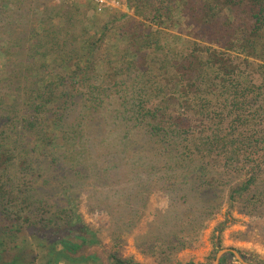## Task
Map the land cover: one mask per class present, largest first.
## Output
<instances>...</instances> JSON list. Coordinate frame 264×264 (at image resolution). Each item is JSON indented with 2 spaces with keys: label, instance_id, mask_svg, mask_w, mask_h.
Segmentation results:
<instances>
[{
  "label": "trees",
  "instance_id": "trees-1",
  "mask_svg": "<svg viewBox=\"0 0 264 264\" xmlns=\"http://www.w3.org/2000/svg\"><path fill=\"white\" fill-rule=\"evenodd\" d=\"M127 2L133 16L105 21L54 0L30 24L19 4L16 18L0 6V264H135L108 252L64 195L84 186L89 208L119 223L114 247L151 194L167 197L134 235L166 264L225 205L264 219V0ZM172 9L190 38L152 62Z\"/></svg>",
  "mask_w": 264,
  "mask_h": 264
},
{
  "label": "rangeland",
  "instance_id": "rangeland-1",
  "mask_svg": "<svg viewBox=\"0 0 264 264\" xmlns=\"http://www.w3.org/2000/svg\"><path fill=\"white\" fill-rule=\"evenodd\" d=\"M55 1L58 3L65 2L64 0ZM78 1L89 5L90 8L81 9L82 6H79V9L83 11L87 10V17L91 19L96 15L102 16L106 21L107 18H104L106 13L115 11L129 13V15L133 16L134 6L130 7L129 10L127 8L129 6L127 0H116L119 3V9L104 10L102 12H97L94 6L87 1ZM2 2L7 3L5 9L13 18H16L17 16L11 12V10H15L13 3L15 2L19 4V6L24 10V13H27L26 18L28 19L29 24L32 23L35 18L38 19L40 14H42V10L45 8L49 9L54 7V0H0V6ZM27 9H30V11H27ZM172 11L171 21L169 23L166 22L165 24L160 25V28L163 30V34L152 36V43L155 49L153 54H155L156 57H150V60L157 59V55L162 53L161 50L163 48H172L173 53L175 51H179V48H181L182 45L184 46L185 41L190 38L183 33L186 31V23L184 18L181 17L180 14H177L175 9H172ZM19 13L20 12L17 11V14ZM134 17L139 18L137 16ZM140 19L142 18L140 17ZM89 27L90 24L87 28L91 30ZM9 28H11V26ZM158 40L159 42H157ZM106 43L111 45L116 44V47L121 48V42L118 40L116 42L107 40ZM1 45L5 44L2 43ZM162 56L163 55L161 54V57ZM3 61L4 58L0 52V65L3 63ZM117 65H119V63H117ZM156 65L162 66V64L158 62H156ZM166 67H169V65ZM102 74L103 70L100 64V66L95 70L94 80L98 81L99 83L103 82L104 77ZM83 189L84 190H82V192L77 194V197L72 190H69V193L67 192L64 195H69L71 198L76 199L77 213L79 218L86 226H89L93 231L96 232L97 237L102 243V246L108 252L114 254L115 257L122 261H130L135 264H166L161 260L158 248L151 254L144 253L141 251V249H138L134 243V235L137 232L145 231L146 224L148 223L147 221L152 219L150 212H161L167 208V197L157 191L151 194L148 200L151 209L148 216H144L137 228L132 230L129 235L123 238V241H121V246L114 247L112 244L111 231L112 228H118L119 223L104 210H93L89 208L90 201L87 195L89 190L88 188H85V186ZM51 197H53L52 200H56L57 195L55 194ZM67 197L68 196H66V198H61L67 199ZM57 198L60 197L58 196ZM241 235H243V238L239 239L241 238ZM33 243L35 244V242ZM225 250L233 251L234 256L232 257L230 255H226L222 259V264H241L235 254L246 263L264 264V219H257L254 217H249L245 214H239L236 208H229L227 205H225L218 215L206 223L205 228L200 233V238L197 243L193 247L177 253L173 257V260L167 264H213L217 258V255ZM223 254L225 253L219 255V261L221 260ZM37 264H40V260L37 262ZM61 264L69 263L63 261Z\"/></svg>",
  "mask_w": 264,
  "mask_h": 264
},
{
  "label": "built area",
  "instance_id": "built-area-1",
  "mask_svg": "<svg viewBox=\"0 0 264 264\" xmlns=\"http://www.w3.org/2000/svg\"><path fill=\"white\" fill-rule=\"evenodd\" d=\"M67 2H74L78 0H64ZM92 4L97 12L104 10H115L119 9V3L116 0H84Z\"/></svg>",
  "mask_w": 264,
  "mask_h": 264
},
{
  "label": "water",
  "instance_id": "water-1",
  "mask_svg": "<svg viewBox=\"0 0 264 264\" xmlns=\"http://www.w3.org/2000/svg\"><path fill=\"white\" fill-rule=\"evenodd\" d=\"M227 252H231V253H233L234 254V252L233 251H222L221 253H219L218 255H217V258H216V260L214 261V263L213 264H219V255H221L222 253H227ZM235 256L237 257V259L239 260V262L241 263V264H249V263H246V262H244L240 257H238L236 254H235Z\"/></svg>",
  "mask_w": 264,
  "mask_h": 264
}]
</instances>
